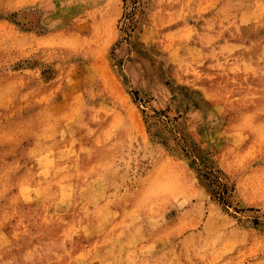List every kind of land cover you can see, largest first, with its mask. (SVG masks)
Segmentation results:
<instances>
[{
	"label": "rangeland",
	"instance_id": "rangeland-1",
	"mask_svg": "<svg viewBox=\"0 0 264 264\" xmlns=\"http://www.w3.org/2000/svg\"><path fill=\"white\" fill-rule=\"evenodd\" d=\"M0 264H264V0H0Z\"/></svg>",
	"mask_w": 264,
	"mask_h": 264
},
{
	"label": "bare ground",
	"instance_id": "bare-ground-1",
	"mask_svg": "<svg viewBox=\"0 0 264 264\" xmlns=\"http://www.w3.org/2000/svg\"><path fill=\"white\" fill-rule=\"evenodd\" d=\"M86 145V144H85ZM86 149V148H85ZM87 153V152H86ZM55 175V174H54ZM63 185V184H62ZM71 194V193H70ZM94 195V194H93ZM114 195V194H113ZM97 203V202H96ZM96 225V224H95ZM94 230V229H93ZM105 250V249H104ZM106 254V253H105Z\"/></svg>",
	"mask_w": 264,
	"mask_h": 264
}]
</instances>
